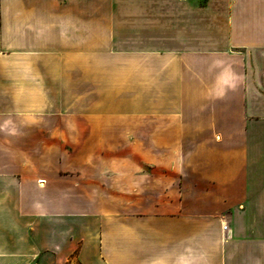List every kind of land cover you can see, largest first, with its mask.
<instances>
[{
    "label": "crops",
    "instance_id": "0c3cea01",
    "mask_svg": "<svg viewBox=\"0 0 264 264\" xmlns=\"http://www.w3.org/2000/svg\"><path fill=\"white\" fill-rule=\"evenodd\" d=\"M73 255L264 264V0H0V264Z\"/></svg>",
    "mask_w": 264,
    "mask_h": 264
},
{
    "label": "rangeland",
    "instance_id": "374dc122",
    "mask_svg": "<svg viewBox=\"0 0 264 264\" xmlns=\"http://www.w3.org/2000/svg\"><path fill=\"white\" fill-rule=\"evenodd\" d=\"M106 99H107V103L110 105L107 106V110L104 113H100L101 119L113 120V121L117 120V121H121L122 123L144 121L145 119L144 96L141 97V96H130L128 94H122L121 96H116V97L113 96L106 97ZM114 100L116 101V103H114ZM60 115H64V113ZM64 146L68 149L72 148L71 145H64ZM141 168L144 170L145 168L144 163H142ZM74 257L75 255H73L69 259V262L66 264H73V262H75Z\"/></svg>",
    "mask_w": 264,
    "mask_h": 264
},
{
    "label": "clouds",
    "instance_id": "9594fccd",
    "mask_svg": "<svg viewBox=\"0 0 264 264\" xmlns=\"http://www.w3.org/2000/svg\"><path fill=\"white\" fill-rule=\"evenodd\" d=\"M220 63L219 61L216 62V66H219ZM216 83L219 85L220 95H223L226 89H235L237 87V78L231 68H224L217 75Z\"/></svg>",
    "mask_w": 264,
    "mask_h": 264
},
{
    "label": "bare ground",
    "instance_id": "6f19581e",
    "mask_svg": "<svg viewBox=\"0 0 264 264\" xmlns=\"http://www.w3.org/2000/svg\"><path fill=\"white\" fill-rule=\"evenodd\" d=\"M37 98H38V97H37ZM37 98H36V99H37ZM34 99H35V98H34ZM30 100H31V99H29V103H30ZM26 101H27V100H26ZM25 104H26V103H25ZM34 105H35V104H34Z\"/></svg>",
    "mask_w": 264,
    "mask_h": 264
}]
</instances>
